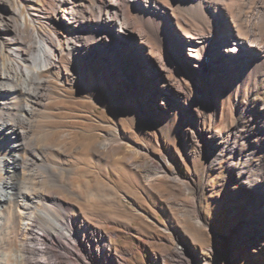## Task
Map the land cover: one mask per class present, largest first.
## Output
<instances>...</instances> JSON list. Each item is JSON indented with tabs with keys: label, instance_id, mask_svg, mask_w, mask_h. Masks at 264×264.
I'll use <instances>...</instances> for the list:
<instances>
[{
	"label": "rangeland",
	"instance_id": "obj_1",
	"mask_svg": "<svg viewBox=\"0 0 264 264\" xmlns=\"http://www.w3.org/2000/svg\"><path fill=\"white\" fill-rule=\"evenodd\" d=\"M35 1L39 4L46 1V8H50L49 0ZM24 3L15 0L14 7L21 6L24 14H28L29 5ZM260 11H252L249 25L252 16H258ZM148 39L156 43L153 37ZM72 65L69 75L61 69H51L42 72V85L31 84L33 93L38 89L41 95L39 101L35 100L39 104L31 103L35 116L20 125L29 131L25 139L28 141L26 163L7 186L10 172L1 161L12 152L13 146L0 143V192L12 193L9 206L31 202V196L36 195L33 214L42 210L48 211L52 218L57 215L52 221L46 220L43 213H35L37 217L31 222L35 224L34 229L50 228L51 233L61 234L59 231H63L67 219L71 218L84 248L73 242L70 247L79 248L75 257L59 244L41 241L20 227L15 231L0 225V264H39L43 259L50 264H90L91 261L95 264H183L177 257L178 249L185 253V264L190 261L200 264L194 258L202 254L218 256V264H224L226 256L228 264H264L262 243L224 242L236 221L229 197L238 190L234 184L239 176L231 168L230 160L221 159L210 166L203 153L207 144L211 146V155L218 152L211 144L214 141L209 131L224 136L237 122L248 124L260 118L264 110V81L247 80L240 98L235 100L232 80L224 77L214 91L219 108L216 120L208 113L210 107H215L214 99H209L199 108L207 116L202 121H191L181 106L203 98L196 92L185 96L169 91V107L159 106L152 100L151 89L142 90L149 73L138 63L131 66L135 87L128 84L124 87L122 82L116 83L115 77L108 83L102 73L86 69L81 72L76 61ZM176 67L172 71L165 67L167 77L193 91L183 67L179 66L178 70ZM149 71L156 72V76L164 72L162 67ZM159 79L162 82L161 76ZM195 80L203 83L206 90L207 78L199 73ZM244 106L249 109L242 115ZM202 137L206 145L203 140L201 143L195 140ZM105 142L113 146H110L112 151H100V145ZM144 148H149L152 154L146 156ZM163 152L169 155V169L177 171L181 180L160 178L146 182L147 166L153 174H161L163 160L156 156ZM169 169L165 167L166 171ZM240 198L246 201L245 196ZM194 202L196 212L206 225L203 228L195 224ZM20 211L25 212L24 208ZM21 222L24 221L21 219L19 225ZM98 231L108 238L99 239ZM185 235L194 241L193 245L182 248L179 237ZM225 245L227 253L223 249ZM41 246L49 250L42 253ZM211 248L215 250L212 252Z\"/></svg>",
	"mask_w": 264,
	"mask_h": 264
},
{
	"label": "bare ground",
	"instance_id": "obj_2",
	"mask_svg": "<svg viewBox=\"0 0 264 264\" xmlns=\"http://www.w3.org/2000/svg\"><path fill=\"white\" fill-rule=\"evenodd\" d=\"M14 1L0 0V143L13 146L12 152L1 161L10 172L7 186L26 163L28 141L25 139L29 131L20 125L35 114L32 104H39L35 100L39 101L41 94L38 89L33 93L30 87L31 84L44 83L41 79L43 71L61 69L69 75L76 61L81 72L86 69L95 74L102 73L108 83L115 77L116 83L135 87L131 66L138 63L149 73L147 85L142 90L151 89L152 100L159 106L169 107L170 92L185 96L196 92L203 98L181 106L191 121H202L203 116H207L199 108L205 106L204 100L209 99H214L215 107H210L208 113L216 120L219 108L214 91L224 77L232 80V87L236 89L235 100L240 98L247 80L260 78L264 81V0H49L50 8H46V1L39 4L35 0H23L29 5L28 14H24L21 6L15 8ZM254 9L261 11L258 16H252L249 25V15ZM149 36L157 44L149 40ZM160 66L164 71L160 75L162 82L156 72L149 71ZM174 66H178L176 70L183 67L193 91L167 77L165 67L172 71ZM199 73L207 78L206 90L203 83L195 80ZM99 76L98 81H101ZM248 109L244 106L241 114L245 115ZM209 136L214 141L211 144L218 149L215 155H211V146L206 145L204 137L195 138L200 143L204 141L203 153L208 164L213 166L221 159L230 160L231 168L239 176L234 184L238 190L235 189L237 192L229 197L236 221L224 242L242 240L249 245H264V110L257 121L237 122L226 135L209 131ZM158 144L162 146L160 141ZM110 146L109 142L102 143L100 151H109ZM167 152L156 156L163 160L161 174H153L151 167H146V182L160 178L181 180L177 171L169 169ZM144 153L149 156L152 151L144 148ZM11 195V192H0V225L3 228L17 231L20 227L35 234L39 240L59 244L64 251L78 256L79 248L70 246L77 242L83 247V241L75 232L76 225L71 218L67 219L63 231H59L61 234L51 233L50 228L34 229L32 223L37 216L31 211L37 196H31V202L13 207L9 206ZM241 196H245L246 201H241ZM196 206L194 202L195 224L203 228L206 225L196 212ZM22 208L25 212L20 211ZM39 214L45 215L46 220L57 216L52 218L48 211L42 210ZM21 219L24 222L19 225ZM55 223H58L56 219ZM96 233L99 239L108 238L103 232ZM179 239L182 248L193 245L194 240L188 235ZM39 248L42 253L49 250L46 246ZM223 249L227 253L226 245ZM214 250L211 248L212 252ZM176 254L185 264L184 251L178 249ZM195 258L200 264H218L219 259L205 254ZM227 260L226 256L224 264H228ZM191 263L194 264L191 261L188 264ZM39 264L50 263L43 259Z\"/></svg>",
	"mask_w": 264,
	"mask_h": 264
}]
</instances>
